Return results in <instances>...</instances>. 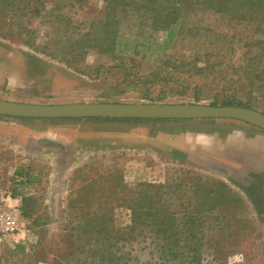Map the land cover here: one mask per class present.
Masks as SVG:
<instances>
[{
  "label": "rangeland",
  "instance_id": "1",
  "mask_svg": "<svg viewBox=\"0 0 264 264\" xmlns=\"http://www.w3.org/2000/svg\"><path fill=\"white\" fill-rule=\"evenodd\" d=\"M0 101L264 113V0H0ZM235 130L264 134L232 119L0 116V199L27 197L33 215L0 264H264V176L238 170Z\"/></svg>",
  "mask_w": 264,
  "mask_h": 264
},
{
  "label": "water",
  "instance_id": "2",
  "mask_svg": "<svg viewBox=\"0 0 264 264\" xmlns=\"http://www.w3.org/2000/svg\"><path fill=\"white\" fill-rule=\"evenodd\" d=\"M0 116L11 118H142V119H232L264 130V113L239 106L207 104H96L26 105L0 101Z\"/></svg>",
  "mask_w": 264,
  "mask_h": 264
},
{
  "label": "crops",
  "instance_id": "3",
  "mask_svg": "<svg viewBox=\"0 0 264 264\" xmlns=\"http://www.w3.org/2000/svg\"><path fill=\"white\" fill-rule=\"evenodd\" d=\"M225 145L231 156L237 158L235 160L239 171L256 172L264 176V134L248 135L241 130H235L226 136ZM5 201H10L17 208L22 203L18 196H7Z\"/></svg>",
  "mask_w": 264,
  "mask_h": 264
},
{
  "label": "trees",
  "instance_id": "4",
  "mask_svg": "<svg viewBox=\"0 0 264 264\" xmlns=\"http://www.w3.org/2000/svg\"><path fill=\"white\" fill-rule=\"evenodd\" d=\"M27 2V4L29 5V6H31V2H33V0H20V2ZM38 1V0H37ZM17 3L18 2V0H11V3ZM42 4V3H41ZM14 6H16V4H14ZM32 12H37V9H32ZM179 16V14H176V17L174 18V19H172V20H174V21H178V17ZM169 20V19H168ZM171 20V21H172ZM171 21H169L170 23H171ZM173 40V32L172 31H169V33H168V38L165 40V42L162 44V45H160V48L162 49V50H166V49H168L169 48V46L171 45V41ZM135 45H131L130 46V49H132L133 47H134ZM110 47H111V50H113L114 52H115V47H116V36L114 35L113 36V39H111V41H110ZM127 48V47H126ZM169 74L170 73H167L166 75L167 76H169ZM157 78L159 77V72L155 75ZM166 79H164V80H162V81H160V82H162L163 83V81H165ZM167 82V81H166ZM161 88L163 89V85H161ZM175 92V94H178V95H186L187 93H186V91H179V89H177L176 91H174ZM172 93V92H171ZM194 95V98H195V100L196 101H199V97L197 96V94L195 93V91H194V93H193ZM167 95L165 94V95H159L158 97H157V100H163L165 97H166ZM226 106H239V107H246V108H251L250 106H248V105H242V104H234V103H227L226 104ZM17 175H21L22 173H21V171H20V169H18L17 171ZM22 176V175H21ZM17 196H19V194H17V193H13L12 195H11V197H17ZM27 200H28V198L27 197H21V201H22V203H21V207L19 208V212H20V216L22 217V218H25L26 220H29V219H31L32 218V214L31 213H29L28 212V210H27V207H26V204H27Z\"/></svg>",
  "mask_w": 264,
  "mask_h": 264
},
{
  "label": "built area",
  "instance_id": "5",
  "mask_svg": "<svg viewBox=\"0 0 264 264\" xmlns=\"http://www.w3.org/2000/svg\"><path fill=\"white\" fill-rule=\"evenodd\" d=\"M20 213L17 207L11 208L0 199V243L9 236L20 233Z\"/></svg>",
  "mask_w": 264,
  "mask_h": 264
}]
</instances>
